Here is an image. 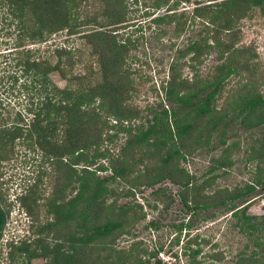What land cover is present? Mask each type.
<instances>
[{
    "label": "trees",
    "instance_id": "obj_1",
    "mask_svg": "<svg viewBox=\"0 0 264 264\" xmlns=\"http://www.w3.org/2000/svg\"><path fill=\"white\" fill-rule=\"evenodd\" d=\"M7 1L13 7L12 13L20 18L19 22L23 25L20 35L27 37L30 43L42 42L59 30L66 29L69 34L74 33V30L90 21L99 26L84 33L86 42L92 46L91 52L98 60L99 79L95 82L90 73L68 75V70L75 62L71 48H54L57 57L54 63L50 59L36 57L28 48L17 62L24 73L31 77L37 101H30L26 108V114L30 116L26 122H23L25 117L17 112L11 126H0V151L15 139L21 138L28 145L38 147L47 161L59 160L62 163L59 164L60 168H64V181L61 182L62 185H53L55 189L52 196L46 201V215L52 217L47 216L46 222L36 225L33 232L38 236L32 242L23 240L19 246L12 242L5 243L11 246L10 258L14 259V252H20L25 253L28 259L38 256L46 258L47 264L149 262L159 248L148 252V258L144 260L139 254L132 258L136 247L134 244L125 250H116L112 246L117 235L129 232V228L145 214L138 203L119 206L114 202L107 203L109 194H119L110 188V183L122 178L132 187L152 185L170 177L174 182L183 184L184 190L180 193L186 199L192 191L199 194L200 185H189L192 176L181 169L179 163L187 153L209 145L217 132L224 148L218 157L213 158L208 171L232 164L229 156L238 144L228 145L223 138L229 124L238 120L242 127L249 129L260 127L264 123V94L250 80L254 78L255 71L248 74L250 78L247 76L249 80L241 85V91L225 96L221 107L217 105V101L227 78L241 70L248 71V66L251 65L248 59L245 62L240 60L250 46H236L239 34L232 25L235 19L244 17L252 7H259L264 13V0L196 1L190 11L184 9L180 12H177L180 3L190 0H153L156 10L152 12V20L158 26L175 21L176 30L182 31L186 24H193L195 19L206 24L203 28L204 35L191 39L184 49L178 51L177 58L190 54L193 70L195 62H202L203 57L212 50L218 58L223 57L224 60L216 65L211 76L203 77L195 73L191 78L183 76L177 61H172L168 66L167 79L161 82L163 102L170 105L164 106L161 103L157 110L148 107L151 118L144 116L146 123L138 124L131 123L133 119L142 117V111L128 102L135 88L132 72L125 59L144 35L141 32L133 38L131 35L120 40L117 38L116 27L125 25L130 20L127 0H92L93 3L98 1L100 4L94 12L84 17L85 20H82L80 12L83 0ZM134 1L137 3L138 0ZM162 9L164 13L159 14ZM146 11L144 14L148 13ZM24 15L28 20H21ZM222 32L228 38H223ZM249 56L255 57V53ZM53 71H58L66 78L64 87L59 88L50 78ZM110 116L114 118L115 124L108 127H114L115 132L108 135V140H112L120 132L127 135L117 158L108 154L107 149L100 150L106 123L102 118ZM66 155H69L70 160L63 162ZM108 156L111 162L108 167L112 174L99 176L97 172L106 170L107 166L100 163L96 165V160ZM144 160L150 161L149 164H145ZM248 160L257 161L253 181L241 187L216 190L215 194L210 195L211 200H203V205L194 203V206L207 208L228 203L233 214L238 217L240 230L249 236L257 232L253 242L264 253V241L259 233L261 227L259 223L251 221L261 218L264 226V211L261 216H253L247 214L243 206L238 212L239 208L236 209L238 206L235 203L255 192L258 185L264 187V166L260 165L261 162L264 163V139L248 155ZM80 163L83 166L79 170L74 169L73 165ZM140 164L145 168L143 172L136 167ZM93 165L95 167L92 168ZM215 177L213 175L211 179ZM72 180L78 183L77 191L68 200H62L63 189ZM210 183L203 180L201 188ZM129 193L130 190H125V194ZM19 198L28 211H31L30 196L25 194ZM7 214L0 201V243ZM48 235H51L53 244L44 243ZM94 243L100 245L101 251L109 250L107 253L98 250L96 259L92 261L85 252ZM29 245H33V248L29 249ZM141 251L146 252L143 248ZM155 264L160 262L156 260ZM237 264H264V256L260 260L255 252L247 256L240 255Z\"/></svg>",
    "mask_w": 264,
    "mask_h": 264
},
{
    "label": "rangeland",
    "instance_id": "obj_2",
    "mask_svg": "<svg viewBox=\"0 0 264 264\" xmlns=\"http://www.w3.org/2000/svg\"><path fill=\"white\" fill-rule=\"evenodd\" d=\"M172 1V0H171ZM196 1H203L207 3L208 0H190V2L180 3L177 12L180 10L190 11ZM153 0H127L129 6L130 20L125 25H120L117 32V38L123 39L127 35L136 37L143 32V38L140 39L135 48L131 49L125 59V63L132 72L131 77L134 82V91L128 102L136 106L142 111V117L133 119L131 123L138 124L139 122L146 123L145 117L151 118V111L148 109H158L160 104L164 106L170 105L168 102H163L164 96L161 90V82L168 77V66L172 61H177L179 69L183 76L191 78L193 74L197 73L200 76H211L215 72L217 64H221L223 57L218 58L216 52L212 50L209 55L203 57V61L194 64L195 69H192L189 56L186 54L181 58H177L179 50L184 49L191 39H196L204 35L203 28L205 23L194 20V23L185 25L182 31L176 30V23L157 25L153 22ZM92 0H83L81 2V17L85 20L86 15H90L99 6V2ZM13 7L9 5L8 1L0 0V126H11L15 121L16 113H20L22 117L30 118L26 114L27 107L30 101L36 102V91L32 88L31 77L24 73L22 67L18 65V60L28 48L38 58L50 59L53 63L57 60L54 54V48L66 47L71 48V54L75 59L73 66L68 70L70 74H84L90 73L92 81L99 79V66L97 56L91 52L92 46L86 42L84 37L85 32L92 31L99 28L94 22H89L74 30V33L69 34L66 29L56 31L42 42L30 43L24 35L21 34L22 23L20 18L12 13ZM145 10L148 12L144 14ZM164 10V9H162ZM21 20H28L24 15ZM105 21V20H102ZM205 24V25H204ZM22 25V26H21ZM233 29L237 30L238 42L236 46H250L248 52L243 54L240 60L248 59L251 64L248 69L241 70V72L232 74L224 82L221 96L217 101V105L221 104L225 96L229 93L241 91V85L248 81L251 72L255 71L254 78H250L251 83L264 94V13L259 7H252L244 17L235 19ZM107 28V27H105ZM223 38H228L222 32ZM21 36V37H20ZM20 42V44H18ZM250 50V51H249ZM255 53V57L249 56ZM65 57H62L64 60ZM247 64V63H246ZM256 65V66H253ZM247 76L249 78H247ZM50 78L59 87L66 85L67 80L58 71L50 73ZM145 116V117H144ZM106 121L105 129L102 135V143L100 150L107 149L108 154L113 158H117L121 146L125 142L126 134L118 133L112 140H108V135L115 132V128H109L110 125L115 124L113 117H103ZM109 126V127H108ZM226 144L237 143L238 146L232 150L229 159L232 161L230 166L215 167L214 171L209 172V168L213 164V158L218 157L224 148L220 142L219 132L214 133L209 145L201 146L187 153L184 158H181L179 167L191 176V184L195 186L200 185L199 194L189 193L187 201H190L192 206L194 203L203 205V200H211L210 195L215 194L216 190L225 187L232 189L234 187H241L244 184L254 180L256 172V160H248V155L259 147L260 142L264 139V123L260 127L245 128L242 127L238 120L230 123L227 128V134L223 136ZM69 155L64 156L63 162H67ZM145 164L150 161L144 160ZM100 163L107 166L106 170L98 171L99 176H107L112 174L109 169L110 156L102 157L96 160V165ZM59 160L53 162L47 161V157L43 152L34 146L28 145L21 138L15 139L12 143L1 149L0 151V201L3 208L8 212L6 217L4 239L0 243V264H47V259L43 257H31L28 259L25 253L14 252V259H11V246L5 245L8 233H15V244L19 246L23 240L24 242L33 241L38 235L33 231L36 225L41 222H46V201L52 196L53 185H62L61 182L64 168H60ZM83 163L73 165L74 169L79 170ZM264 166V163H260ZM68 168V166H66ZM95 167L94 165L91 166ZM139 170H145L143 164L136 165ZM216 175L214 179L211 176ZM74 179V178H72ZM203 180H208L210 185L201 188ZM168 185L160 192L161 194L152 195L150 190L157 186H162L165 183ZM57 184V185H56ZM171 184V186H170ZM190 185V186H192ZM78 183L72 180L71 183L63 189L62 200H68L75 195ZM170 187V188H169ZM110 188H113L118 195H110L107 197V203L114 202L117 206L122 204L142 203V211L147 210L149 216H144L138 220L132 227L130 232H135L130 238L125 239V242H118L114 238L112 246L119 250L128 249L127 245L132 242L136 245L133 250L132 258L139 254L142 259L148 258V252L156 251V255L149 259L146 264H152V260H158L160 264H237L240 255H250L255 252L257 258L261 260L264 253L261 249L254 245L253 239L256 238V233L247 235L246 232L240 230L238 217L233 214V210L229 204L221 206H209L207 208L196 207L192 214L196 218L190 223L191 231L189 233L181 234L178 242L174 239L175 230L170 228L169 224L172 220L164 224L158 230L149 232L144 224L149 218L155 216L157 211L149 205L152 201H158L160 204L166 202L171 198V194L166 192H180L183 188L181 183L174 182L170 177H165L160 183L149 186L147 184L134 185L129 187L122 178L112 181ZM129 188V189H128ZM125 190L129 194H125ZM13 191L20 192L22 195H29L31 211H28L23 205L22 199L19 198V203L15 206L9 201L14 197ZM138 192H143L146 195H138ZM209 196V197H208ZM177 196L173 200V206L177 209L184 210V204ZM59 201H61L59 199ZM238 212L245 206V212L253 216H261L264 206V187L258 185L256 191L250 193L243 200H236ZM18 211H20V216ZM173 218V217H172ZM187 218V216H186ZM179 219V217H178ZM252 222L259 223L261 229L259 230L264 241V226L261 224V218L252 219ZM173 222H176L174 220ZM163 223V222H161ZM177 231V230H176ZM198 235L201 240V253L198 259L194 256H188L184 253L185 244L188 243V237L192 234ZM34 233V234H33ZM26 234L25 239L20 240L19 236ZM2 235V234H1ZM45 236H47L45 234ZM44 243L53 244L51 235H48ZM120 237V235H119ZM140 237L144 239L139 242ZM136 240V241H135ZM174 241V242H173ZM138 242V244H137ZM199 243V242H197ZM85 254L89 256L90 260L96 259L97 251L107 253L108 249L101 251L99 244H91ZM161 247V248H160ZM33 245H29L32 249ZM143 249L146 252L141 251ZM144 264V263H142Z\"/></svg>",
    "mask_w": 264,
    "mask_h": 264
},
{
    "label": "flooded vegetation",
    "instance_id": "obj_3",
    "mask_svg": "<svg viewBox=\"0 0 264 264\" xmlns=\"http://www.w3.org/2000/svg\"><path fill=\"white\" fill-rule=\"evenodd\" d=\"M161 181L156 182V183H154L152 185H156V184L160 183ZM191 183L192 182H190L189 185H191ZM152 185H149V186H152ZM167 185H168V183L166 182L162 186H157L155 189L150 190V193H152V195H156V194L159 195V194H161L160 192H162V190ZM170 186H171V184H170ZM182 187H183V184H182ZM182 190H184V187L180 190V192ZM180 192H177V191L172 192V193L166 192L168 194H171V198L169 200H167L166 202H163V204H160L156 200L152 201L151 204H149L154 209V211H157L155 213V216H152V218H149L147 220V222L144 224V227L146 226V228H148L149 232L150 231L154 232L153 230L160 229V227L164 226V224H167V222H169L171 220H172V223L169 224V227L170 228H174V229L177 230V231L175 230V232H174L175 233L174 239H176V242H178L181 234L189 233V231H191V229H189L190 228V223L192 222L190 219L192 218V220H194L196 218L195 215H194V217H192V214L195 212L196 207H200V205L192 206L190 201H187L186 197H183ZM179 193H180V196H181L180 200H182V203L185 205L184 206V208H185L184 210H182V209H177L176 210L174 208L173 204H172L173 200H176L177 196L179 197ZM139 194L140 195H142V194L146 195L143 192H138L136 194L137 198H138ZM143 197H145V196H143ZM138 204L144 206L142 203H138ZM142 212H144L145 216H149L150 215L147 212V210H145V209ZM186 216H187V218H186ZM178 217H179V219H178ZM143 219H144V217H143ZM174 220H176V222H173ZM161 222H163V223H161ZM134 233L135 232H130V231L129 232H123L120 235V237L118 236L116 238L117 244H118V242H122V241L125 242L126 238L128 240V238H130L132 236H135V235H133ZM197 236L198 235L195 232L194 234H192V236L190 238L188 237L187 238L188 239L187 240L188 243L185 244V247H184V253L186 254V252H187L186 255H188V256L190 255V256H193V257L195 256L196 258L201 253V246L200 245H201V240H203L202 238L197 237ZM143 239H144L143 237H140L139 242H141V240H143ZM197 242H199V243H197ZM131 245H132V242L129 243L127 245V247L129 248ZM120 249H122V248H120ZM197 250H198V252L196 253ZM150 258L154 259V256H152ZM151 263L155 264V260L154 261L152 260ZM144 264H146V263H144Z\"/></svg>",
    "mask_w": 264,
    "mask_h": 264
},
{
    "label": "clouds",
    "instance_id": "obj_4",
    "mask_svg": "<svg viewBox=\"0 0 264 264\" xmlns=\"http://www.w3.org/2000/svg\"><path fill=\"white\" fill-rule=\"evenodd\" d=\"M12 195H14V197L12 199H10L9 201L15 206L16 204H18L20 201H19V197L22 195L20 192H15L13 191ZM20 203H19V208H20ZM19 213V216H20V211H18ZM7 228H3L2 230V237H1V241L4 239V236H5V233H6V230ZM26 237V234H23V235H20L19 236V239L20 240H23L25 239ZM9 242H12L13 244H15V233L14 232H10L8 233V237L6 238V242L5 243H9Z\"/></svg>",
    "mask_w": 264,
    "mask_h": 264
},
{
    "label": "water",
    "instance_id": "obj_5",
    "mask_svg": "<svg viewBox=\"0 0 264 264\" xmlns=\"http://www.w3.org/2000/svg\"><path fill=\"white\" fill-rule=\"evenodd\" d=\"M158 13L159 14H163L164 13V10H160Z\"/></svg>",
    "mask_w": 264,
    "mask_h": 264
}]
</instances>
